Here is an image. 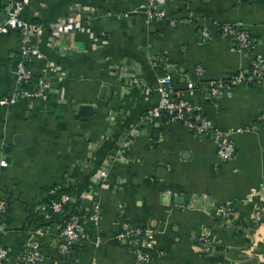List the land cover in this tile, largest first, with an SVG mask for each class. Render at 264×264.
I'll return each instance as SVG.
<instances>
[{"label":"crops","instance_id":"crops-1","mask_svg":"<svg viewBox=\"0 0 264 264\" xmlns=\"http://www.w3.org/2000/svg\"><path fill=\"white\" fill-rule=\"evenodd\" d=\"M143 2L29 0L21 13L41 23L76 15L82 24L61 37L63 45L43 37L44 59L27 61L35 74L50 65L56 90L47 101L0 106V242L9 250L1 264H19L31 235L41 264H134L119 237L124 223L156 230L151 264H264V83H238L217 100L208 92L212 80L264 60V0H167L170 16L151 21ZM7 9L8 0H0V21ZM168 18L185 21L170 25ZM216 23L244 28L251 51L222 37ZM203 30L210 32L205 42ZM18 52L17 31L0 33V98L17 89ZM156 57L164 59L175 95L231 132L232 159L217 154L210 136L166 115L146 118L158 103L161 70L150 65ZM82 104L92 106L90 115L78 113ZM62 186L75 210L89 213L97 204L100 215L61 254L57 231L71 208L46 218L38 206ZM220 204L232 213L216 217ZM206 232L217 240L209 254L197 244Z\"/></svg>","mask_w":264,"mask_h":264},{"label":"built area","instance_id":"built-area-1","mask_svg":"<svg viewBox=\"0 0 264 264\" xmlns=\"http://www.w3.org/2000/svg\"><path fill=\"white\" fill-rule=\"evenodd\" d=\"M29 0H8L9 9L6 16L0 21V33L15 30L19 36V60H15L12 67L14 82L17 89L10 97L0 98V106H13L19 101L38 100L45 102L55 91L53 85V72L48 63H44L39 74L28 65L29 59H44L40 50V40L46 37L48 43L58 46L61 44V37L71 31L79 29L82 21L79 16L71 15L60 17L48 23L28 21L22 19L21 13ZM167 0H144L140 5L148 21L161 20L166 18L165 4ZM185 21V20H184ZM183 19L168 18V23L174 25L184 22ZM216 29L222 37L230 38L240 49L249 53L252 42L244 28L236 24L216 23ZM202 41L205 42L210 37L208 30H203ZM64 47V46H63ZM150 65L154 70H161L157 76L156 92L158 95L157 106L148 111L146 118L166 115L174 121L183 124L192 134L196 136H210L215 144L217 154L222 159H232L234 157V143L230 131L214 127L207 119L196 111L183 98L177 97L171 85V78L165 73L166 64L162 57L150 60ZM200 68H197L198 71ZM248 84L264 83V60L253 58L250 62V69L247 72H238L228 75L225 78L212 80L208 85V92L215 100L223 96H229L232 88L238 83ZM135 85H144L141 79H133ZM190 89L193 88L188 83ZM240 131V129H237ZM5 165L4 161H0ZM105 176V172H101ZM67 186H62L65 188ZM56 187L59 194L57 199H50L48 202L40 203V210L46 218L52 214L62 212L64 206L71 202L72 196ZM6 209V202L0 199V235L2 233V215ZM76 211V210H75ZM70 212L64 222L60 225L57 236L59 253H68L72 245L80 240L85 232L86 221L96 223L100 215L99 205H94L93 210L84 213L80 209L77 212ZM232 213L230 204L218 205L214 209L216 217H225ZM119 237L123 238L130 247L134 255V264H151L152 253L155 251L156 230L148 226H138L124 223L121 225ZM98 242V238L95 239ZM217 240L210 233L206 232L198 237V249L203 254L211 253ZM9 250L0 242V264L6 260ZM43 260L40 250V243L37 237L31 235L23 251L19 255V264H41Z\"/></svg>","mask_w":264,"mask_h":264},{"label":"water","instance_id":"water-1","mask_svg":"<svg viewBox=\"0 0 264 264\" xmlns=\"http://www.w3.org/2000/svg\"><path fill=\"white\" fill-rule=\"evenodd\" d=\"M166 15L170 16V11H167ZM22 19H25V17L22 16ZM19 59H20V57L17 58V60H19ZM103 89H105V87H103ZM91 112H92V106L91 105L82 104V105L78 106V113L90 115Z\"/></svg>","mask_w":264,"mask_h":264},{"label":"trees","instance_id":"trees-1","mask_svg":"<svg viewBox=\"0 0 264 264\" xmlns=\"http://www.w3.org/2000/svg\"><path fill=\"white\" fill-rule=\"evenodd\" d=\"M33 21H34V22H38V21H36V20H33ZM251 85H252V84H251ZM62 191H63V192H66V193H69V192H70V189H69V188H63ZM58 197H59V194H55V193H54V194H50V195L48 196V198L45 200V202H46V201H49L50 199H57ZM66 205H69V207L71 208V211H72V212L75 211V205H76V204L74 205V203H71V204L68 203V204H66ZM66 205H65V206H66ZM65 206H64V208H65ZM69 207H68V208H69ZM75 212H77V210H76ZM72 247H74V244L72 245ZM152 258H153V253H152Z\"/></svg>","mask_w":264,"mask_h":264}]
</instances>
